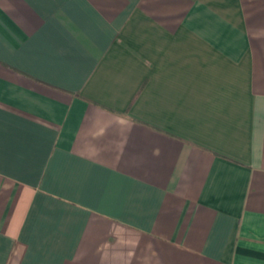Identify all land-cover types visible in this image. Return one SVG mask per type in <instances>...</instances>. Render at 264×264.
I'll return each instance as SVG.
<instances>
[{"label":"crops","instance_id":"crops-1","mask_svg":"<svg viewBox=\"0 0 264 264\" xmlns=\"http://www.w3.org/2000/svg\"><path fill=\"white\" fill-rule=\"evenodd\" d=\"M0 264H264V0H0Z\"/></svg>","mask_w":264,"mask_h":264}]
</instances>
